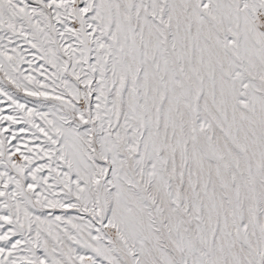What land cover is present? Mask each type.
<instances>
[{"label": "snow or ice", "instance_id": "obj_1", "mask_svg": "<svg viewBox=\"0 0 264 264\" xmlns=\"http://www.w3.org/2000/svg\"><path fill=\"white\" fill-rule=\"evenodd\" d=\"M0 264H264V0H0Z\"/></svg>", "mask_w": 264, "mask_h": 264}]
</instances>
